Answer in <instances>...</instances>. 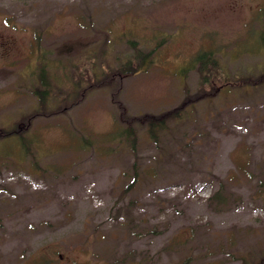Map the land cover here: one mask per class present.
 Segmentation results:
<instances>
[{
  "label": "rangeland",
  "instance_id": "rangeland-1",
  "mask_svg": "<svg viewBox=\"0 0 264 264\" xmlns=\"http://www.w3.org/2000/svg\"><path fill=\"white\" fill-rule=\"evenodd\" d=\"M0 129V264H264V0H0Z\"/></svg>",
  "mask_w": 264,
  "mask_h": 264
},
{
  "label": "trees",
  "instance_id": "trees-1",
  "mask_svg": "<svg viewBox=\"0 0 264 264\" xmlns=\"http://www.w3.org/2000/svg\"><path fill=\"white\" fill-rule=\"evenodd\" d=\"M134 45V44H132ZM133 49H136V47L132 46ZM151 52V51H149ZM146 54L145 53H140V51H136V54L134 55V57H140L141 59L145 58ZM193 63L195 66H197V71L199 72L200 74V82L202 85L206 84L209 82V76L211 74L214 73V75L216 74V72L218 70H220L219 68V61L218 59L213 55L212 51L211 50H202V51H198L194 57H193ZM138 70L137 66L134 64L133 61H130V60H127L125 61L121 68L118 70V72L120 74H127V73H132L134 71ZM217 70V71H216ZM40 79L41 80H44V73L42 71H40ZM260 81H257V83H259ZM45 85V84H43ZM47 89L43 88V89H38V91L36 92L38 95V99L40 100V103H41V107L42 109L45 108V104H46V91ZM201 97H204V96H201ZM65 109L64 107L61 109L63 110ZM170 113H173V112H168L166 114H170ZM36 114V113H34ZM29 121H27V118H26V124H28ZM165 123V120L164 119H161V120H158V121H154L153 119L150 120L149 124H150V133L151 134H154L153 132L155 131L156 127L157 128H160L162 127L161 124L163 125ZM20 135L19 132L17 130H7V129H0V138H4L6 137L7 135ZM220 188L211 196V200H215L217 202V204H224L225 203V198L223 197V195H219L221 190H222V187H223V183L221 182L220 183ZM258 187L259 188H264V182L262 180L259 181L258 183ZM219 196L222 198L220 201H219ZM223 200V201H222ZM262 260L259 262V264H262ZM179 264H189V261H187V259L181 261ZM245 264V263H244Z\"/></svg>",
  "mask_w": 264,
  "mask_h": 264
}]
</instances>
